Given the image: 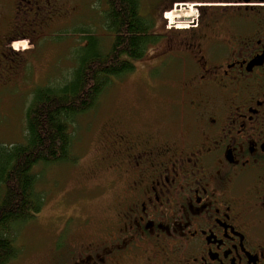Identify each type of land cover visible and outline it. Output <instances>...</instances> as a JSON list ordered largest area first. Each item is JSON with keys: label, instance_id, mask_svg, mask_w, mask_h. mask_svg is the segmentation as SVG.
Wrapping results in <instances>:
<instances>
[{"label": "flooded vegetation", "instance_id": "obj_1", "mask_svg": "<svg viewBox=\"0 0 264 264\" xmlns=\"http://www.w3.org/2000/svg\"><path fill=\"white\" fill-rule=\"evenodd\" d=\"M0 7V76L23 56L15 44L33 49L53 19H70L63 0ZM150 9L162 29L151 62L187 96L153 125L117 116L102 127L104 202L97 218L73 220L74 264H264V0H151ZM174 11L189 13L175 20L186 29L163 18Z\"/></svg>", "mask_w": 264, "mask_h": 264}, {"label": "rangeland", "instance_id": "obj_2", "mask_svg": "<svg viewBox=\"0 0 264 264\" xmlns=\"http://www.w3.org/2000/svg\"><path fill=\"white\" fill-rule=\"evenodd\" d=\"M150 5L151 0H141L142 16L151 17ZM63 10L70 12L69 22L63 17L53 19L47 38L33 49L24 41L18 43H24L22 47L16 44L15 49L12 47L25 51L9 74L0 76V143L4 145L23 143L25 108L34 88L60 85L70 76L76 66V53L84 45L79 31H92L98 37L101 49L104 51L108 47L109 42L101 32L103 3L100 5L99 0H63ZM6 13L0 7V31L4 30L5 23L1 18ZM169 15H163L169 27L187 28ZM186 15L189 13L185 12ZM153 16L157 21L158 15L154 13ZM154 31L162 32L158 21ZM152 57L148 53L132 73L113 81L95 107L77 118L69 129L73 135L74 164L39 165L33 169L38 176L35 190L44 195V205L34 220L20 228L15 242L19 254L9 264L75 263L78 250L69 249L68 245H72L71 241L78 236L70 231L73 220L97 218L104 202L99 194L102 181L98 171L102 127L117 116L135 118L144 126L153 125L165 118L174 103L180 104L187 96L178 90L179 84L171 75L161 66L157 67L159 62H151ZM151 66L156 67L153 76L148 73ZM64 228L66 230L59 234Z\"/></svg>", "mask_w": 264, "mask_h": 264}, {"label": "trees", "instance_id": "obj_3", "mask_svg": "<svg viewBox=\"0 0 264 264\" xmlns=\"http://www.w3.org/2000/svg\"><path fill=\"white\" fill-rule=\"evenodd\" d=\"M103 3V51L92 31H79L84 45L76 53V66L64 83L37 86L25 108L23 143H0V264L19 254L20 228L36 218L44 195L35 190L37 166L74 164L69 129L92 110L113 81L132 73L159 36L152 20L141 15V0H99Z\"/></svg>", "mask_w": 264, "mask_h": 264}, {"label": "bare ground", "instance_id": "obj_4", "mask_svg": "<svg viewBox=\"0 0 264 264\" xmlns=\"http://www.w3.org/2000/svg\"><path fill=\"white\" fill-rule=\"evenodd\" d=\"M185 16V12H173L171 13L168 17L169 18H173V20H183L185 18H183ZM188 15H186L185 17H187Z\"/></svg>", "mask_w": 264, "mask_h": 264}]
</instances>
